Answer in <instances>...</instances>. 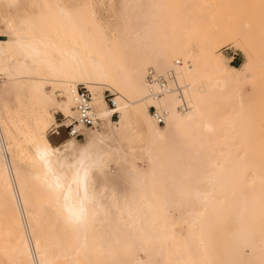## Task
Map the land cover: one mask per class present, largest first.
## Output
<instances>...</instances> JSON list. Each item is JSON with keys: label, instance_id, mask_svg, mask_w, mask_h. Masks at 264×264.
Wrapping results in <instances>:
<instances>
[{"label": "bare ground", "instance_id": "6f19581e", "mask_svg": "<svg viewBox=\"0 0 264 264\" xmlns=\"http://www.w3.org/2000/svg\"><path fill=\"white\" fill-rule=\"evenodd\" d=\"M67 3L0 0L15 15L0 28V264H264V0ZM227 44L244 47L239 67L219 54ZM149 68L181 91L150 97ZM78 85L99 122L53 145ZM134 133L142 143L125 145ZM37 143L59 151L51 167L72 194L81 153L104 161L85 228L34 178L47 170Z\"/></svg>", "mask_w": 264, "mask_h": 264}, {"label": "built area", "instance_id": "2783aa9c", "mask_svg": "<svg viewBox=\"0 0 264 264\" xmlns=\"http://www.w3.org/2000/svg\"><path fill=\"white\" fill-rule=\"evenodd\" d=\"M176 64H180L179 61ZM145 80L148 86L149 96L152 98H158L170 90L169 83H172L174 90L178 92L181 91V88L179 87L173 72L167 77H164L157 74L153 69L149 68L146 72ZM1 81L2 79L0 77V85ZM70 95L72 100V109L75 115L73 118H70L71 121L63 127L66 130L68 138H83L78 127L94 128L98 124L99 119L93 110L90 92L87 88H85V86L78 85L74 90H71ZM107 102L109 107H115L114 97H109ZM178 109L180 111H185L188 109V104L185 102V100L180 99ZM150 113L153 120L157 124H163L168 115V112L165 109H156L155 107H150ZM61 127L55 128L52 130V133H54L56 136H59L60 133L58 129Z\"/></svg>", "mask_w": 264, "mask_h": 264}, {"label": "clouds", "instance_id": "9594fccd", "mask_svg": "<svg viewBox=\"0 0 264 264\" xmlns=\"http://www.w3.org/2000/svg\"><path fill=\"white\" fill-rule=\"evenodd\" d=\"M43 144L37 143L35 146L36 159L37 150ZM39 160V159H38ZM101 166L97 167L95 164L90 167L88 176L86 178V194L78 191L72 194L69 199H65V192L62 190H56L55 187H49L52 182L51 174L47 170L38 173L34 178L45 188L52 199L57 203V208L61 214V218L64 223L72 229H83L87 226L89 221L93 219L100 210V199L102 193L98 192L94 186V180L92 179V173L101 170L104 163L100 161Z\"/></svg>", "mask_w": 264, "mask_h": 264}, {"label": "rangeland", "instance_id": "374dc122", "mask_svg": "<svg viewBox=\"0 0 264 264\" xmlns=\"http://www.w3.org/2000/svg\"><path fill=\"white\" fill-rule=\"evenodd\" d=\"M64 1H65V3L68 2L67 4L69 5V0H64ZM0 6L3 7L2 9L0 7V12H1L0 13V28H1L2 27V24H3L2 23V19L4 17L5 18H14L15 15L12 14V10L11 9L3 10V9H6V8L3 5H0ZM103 7H105V8L108 7L107 2H105L103 4ZM244 53H245V49L240 44L239 45L227 44V45H224L223 47H221L220 50H219V54L223 57L224 61L227 64H230V65H232V64L238 65V66L232 65L234 67H239L241 64L244 63V61H245V55H244ZM261 79L264 80V77L261 78ZM262 80L260 82H263ZM55 94L58 96L57 98H60L58 92H55ZM101 95L103 96V98H104V100L106 102H107V99L109 97H114L107 90L101 91ZM107 104H108V102H107ZM55 119H56V122L58 123V125H60V127L61 126L62 127L58 129V131L60 133L59 136H56L54 133H52V129H50L48 131V139L51 141V143L53 145H56V144L60 143L61 141H63V140H65V139L68 138L67 137V134H66L65 128L63 127L62 124H60V123H63L67 119H65L61 113L56 114L55 115ZM112 119L113 120H116V115H113ZM79 140L81 141L82 138H79ZM141 143H142V141H141L140 136H138V135H136V133H134V134H132L130 136V141L125 142V145H138V144H141ZM111 169H112V171H115L114 174H116L117 170L119 171V167L115 163H112L111 164ZM114 179L116 181V184H117V187H118L119 190L124 191L126 193L129 191L128 190L129 189L128 183L127 182H124L121 177L116 176Z\"/></svg>", "mask_w": 264, "mask_h": 264}, {"label": "snow or ice", "instance_id": "6c2138e0", "mask_svg": "<svg viewBox=\"0 0 264 264\" xmlns=\"http://www.w3.org/2000/svg\"><path fill=\"white\" fill-rule=\"evenodd\" d=\"M105 115H107V112H105ZM53 149L50 145L47 143H44L41 147L37 150V158L45 165V167L48 170V173L51 174L52 182L49 185V187H55L56 190H62L65 192V199H69L72 195V189L71 186H66L63 182V179L57 175L50 163V157L53 155ZM57 154H60L58 150H55ZM88 159L87 150L81 153L80 159L78 161V167L76 169V173L73 177V180L71 183H74L77 185L79 190L81 192H84L86 194L87 188H86V178L88 176L90 167L93 165H86V160ZM95 166L99 167L101 166V162L97 161L95 162Z\"/></svg>", "mask_w": 264, "mask_h": 264}, {"label": "trees", "instance_id": "16d2710c", "mask_svg": "<svg viewBox=\"0 0 264 264\" xmlns=\"http://www.w3.org/2000/svg\"><path fill=\"white\" fill-rule=\"evenodd\" d=\"M232 65H234V66H238V65H235V64H232ZM51 142V141H50Z\"/></svg>", "mask_w": 264, "mask_h": 264}, {"label": "crops", "instance_id": "0c3cea01", "mask_svg": "<svg viewBox=\"0 0 264 264\" xmlns=\"http://www.w3.org/2000/svg\"><path fill=\"white\" fill-rule=\"evenodd\" d=\"M233 58V57H232Z\"/></svg>", "mask_w": 264, "mask_h": 264}]
</instances>
